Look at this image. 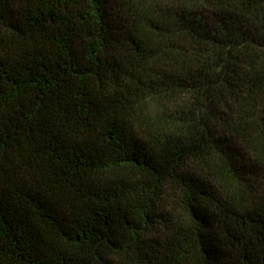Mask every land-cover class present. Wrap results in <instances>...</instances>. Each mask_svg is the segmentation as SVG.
<instances>
[{"label":"trees","instance_id":"trees-1","mask_svg":"<svg viewBox=\"0 0 264 264\" xmlns=\"http://www.w3.org/2000/svg\"><path fill=\"white\" fill-rule=\"evenodd\" d=\"M0 264H264V0H0Z\"/></svg>","mask_w":264,"mask_h":264}]
</instances>
